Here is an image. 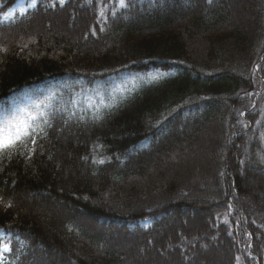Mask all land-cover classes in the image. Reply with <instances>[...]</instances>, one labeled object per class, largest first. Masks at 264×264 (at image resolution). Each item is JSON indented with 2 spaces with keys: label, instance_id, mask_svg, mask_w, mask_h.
<instances>
[{
  "label": "trees",
  "instance_id": "1",
  "mask_svg": "<svg viewBox=\"0 0 264 264\" xmlns=\"http://www.w3.org/2000/svg\"><path fill=\"white\" fill-rule=\"evenodd\" d=\"M19 1L0 0V114L19 103L47 135L0 160L6 264H264V0H38L6 17Z\"/></svg>",
  "mask_w": 264,
  "mask_h": 264
},
{
  "label": "rangeland",
  "instance_id": "2",
  "mask_svg": "<svg viewBox=\"0 0 264 264\" xmlns=\"http://www.w3.org/2000/svg\"><path fill=\"white\" fill-rule=\"evenodd\" d=\"M38 0H20L15 7H13L11 10H9L6 14L10 13L11 15L15 12H22L24 13L25 11L31 9L32 7L35 6V4L37 3ZM241 11V16L244 18H246V14H242V10ZM76 26V25H75ZM63 30H61L60 28L57 30V26L56 24L53 23V26L51 27H46L45 31H42V34H44V37H51L53 34H61ZM67 32L69 33H76V29L74 27H68L67 28ZM27 99L25 100V103L28 104V106H32L33 105V101H35V96H34V91L31 92V96H27ZM20 99L24 100L23 97H21ZM11 103V102H10ZM8 103V104H10ZM19 103H15V104H10V107H4L3 109H5L4 111L1 112L0 114V120L6 119V118H10L9 120L12 121H23V118H27V112L25 111V109H20L17 108L15 109L16 105H18ZM35 108H33L34 110ZM13 115H15L13 117ZM202 147V146H201ZM193 151V156L190 157V160L187 163L186 166V171H185V175L190 176L191 178H193V180L198 181L200 185L204 184L205 179L202 177L203 173L201 172L204 168L206 169H210L209 165L207 164V162L205 161V159L203 158V154H202V148H199V150H197L196 148H194ZM178 178L181 177V174L177 175ZM189 177V178H190ZM248 180L251 181L250 177H247ZM249 194L251 196H261L262 194L256 191H250ZM48 202L50 203L51 206H49V208H53V209H57L62 207L64 204L62 201L58 200V199H54L51 198V196H48ZM32 201H42L45 200L44 197L40 198L37 196H32L31 197ZM250 199V198H249ZM247 199V200H249ZM25 201L27 203H29V200L26 198ZM67 202V200H66ZM43 203V202H42ZM29 215V214H28ZM146 225H148V223H146ZM13 237V235L8 236V234H5V232H0V248H2L3 243H5V239L8 238V240H10ZM58 258V256L55 257H50L48 258L43 264H49L50 260H56ZM153 262H155L156 260L154 259V257L151 259ZM228 263V256L226 253H215V254H210L209 257H207L205 264H227ZM174 264V263H171Z\"/></svg>",
  "mask_w": 264,
  "mask_h": 264
},
{
  "label": "snow or ice",
  "instance_id": "3",
  "mask_svg": "<svg viewBox=\"0 0 264 264\" xmlns=\"http://www.w3.org/2000/svg\"><path fill=\"white\" fill-rule=\"evenodd\" d=\"M209 3H211V0H208ZM60 3L63 4L64 0H60ZM121 6H125V0H120ZM55 6V4H53ZM101 16H103V12H101ZM264 59V58H262ZM261 65L256 64L253 72L256 73L260 70ZM157 77L153 76L152 79H156ZM255 82V81H254ZM247 97L251 99L253 96H259V92H249L246 93ZM91 106V105H89ZM252 108L256 107L255 103L251 104ZM264 114V112H262ZM240 115H245L244 112H240ZM35 117L31 118V122L29 121H12L9 119H5L3 121H0V160H3L4 158L10 159L12 155L14 154H32L35 152V145L37 144V137L38 136H46L47 133L43 128H40L39 125H35ZM256 124L259 125L260 121L257 120ZM48 127H51V124H48ZM244 127H249L248 124H244ZM260 139L261 141H264V132L260 133ZM29 144H31L33 147H29ZM260 161L264 163V155L260 156ZM100 163H104V161H99ZM243 163V161H241ZM2 199V198H0ZM8 207H11L9 204ZM229 208H231V205H229ZM227 223V221H225ZM261 227H264V225H261ZM3 230L0 229V232ZM231 235V233H229ZM251 233H248L249 238H251ZM11 248L7 242L3 243L2 248H0V264H6V261L4 259L3 253L10 252ZM249 256L251 257V253H249ZM252 259H255V257H251ZM237 264H240V258L237 257Z\"/></svg>",
  "mask_w": 264,
  "mask_h": 264
}]
</instances>
